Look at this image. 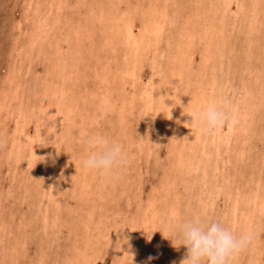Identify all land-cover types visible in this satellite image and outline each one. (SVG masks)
<instances>
[{
  "label": "rangeland",
  "instance_id": "374dc122",
  "mask_svg": "<svg viewBox=\"0 0 264 264\" xmlns=\"http://www.w3.org/2000/svg\"><path fill=\"white\" fill-rule=\"evenodd\" d=\"M263 214L264 0H0V264H181L197 218L264 264Z\"/></svg>",
  "mask_w": 264,
  "mask_h": 264
},
{
  "label": "clouds",
  "instance_id": "9594fccd",
  "mask_svg": "<svg viewBox=\"0 0 264 264\" xmlns=\"http://www.w3.org/2000/svg\"><path fill=\"white\" fill-rule=\"evenodd\" d=\"M208 130L224 126L227 113L214 105L208 106L196 117ZM88 152L81 165L86 171L102 175L112 173L126 163L122 146L104 135H93L86 141ZM173 236L187 249L181 264H231L234 257L250 243L249 234L237 235L219 221L193 219L177 221ZM153 257H148V260Z\"/></svg>",
  "mask_w": 264,
  "mask_h": 264
},
{
  "label": "bare ground",
  "instance_id": "6f19581e",
  "mask_svg": "<svg viewBox=\"0 0 264 264\" xmlns=\"http://www.w3.org/2000/svg\"><path fill=\"white\" fill-rule=\"evenodd\" d=\"M207 8V7H206ZM211 9V8H210ZM210 11V10H209ZM206 39V38H205ZM207 41H210V39L209 40H207ZM211 43V42H210ZM210 46V45H209ZM216 53V52H215ZM217 53H218V51H217ZM216 53V54H217ZM187 57V56H186ZM218 59V58H217ZM220 60V59H219ZM206 61V60H205ZM204 61V62H205ZM216 61V60H215ZM222 61V60H221ZM219 63V62H218ZM221 63V62H220ZM216 65H217V63H216ZM218 69V68H217ZM248 92V91H247ZM245 98V97H244ZM246 99V98H245ZM182 109V108H181ZM180 110V109H179ZM225 111V110H224ZM183 114V113H182ZM184 115V114H183ZM39 124V123H38ZM256 127V126H255ZM158 128V127H157ZM238 136V135H237ZM231 139V138H230ZM204 147V146H203ZM236 150V149H235ZM233 155V154H232ZM237 156V155H236ZM250 163V162H249ZM254 173H255V171H254ZM60 180V179H59ZM204 186V185H203ZM236 192V191H235ZM224 195H225V193H224ZM193 203V202H192ZM40 208H41V206H40ZM220 210V209H219ZM209 213V212H208ZM221 215V214H220ZM264 215V214H263ZM211 216V215H210ZM262 216V215H261ZM264 218V217H263ZM242 222V221H241ZM133 224V223H132ZM49 226H52L51 224L49 225ZM151 239V238H150ZM135 243V242H134ZM249 247V246H248ZM250 255V254H249ZM262 257V256H261ZM258 263V262H257Z\"/></svg>",
  "mask_w": 264,
  "mask_h": 264
}]
</instances>
